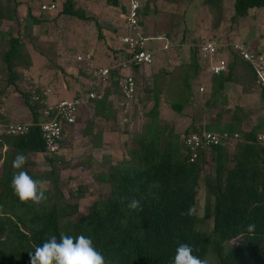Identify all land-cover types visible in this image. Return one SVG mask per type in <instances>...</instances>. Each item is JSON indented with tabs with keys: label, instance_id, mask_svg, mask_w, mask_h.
Here are the masks:
<instances>
[{
	"label": "trees",
	"instance_id": "obj_1",
	"mask_svg": "<svg viewBox=\"0 0 264 264\" xmlns=\"http://www.w3.org/2000/svg\"><path fill=\"white\" fill-rule=\"evenodd\" d=\"M77 1L60 2L54 16L83 18ZM221 1L201 0L203 6L216 16L215 25L224 19ZM106 2L121 13L126 32L130 0ZM138 2V27L141 29L148 16L149 5ZM26 4L29 25L38 27L42 24L41 20L49 19L37 18L32 13L34 8L36 11L39 9L41 0H29ZM18 6L19 2L15 0H0V45L4 41L6 43L1 62L7 74V83L14 86L31 114L29 124L32 126L24 135L0 136V264H30V252H34L50 235L59 239L62 233L72 237L83 234L91 238L106 264H171L181 243L189 244L193 254L204 259L210 245L206 234L198 228L202 222L197 216L186 214L190 206H197L200 187L207 194L203 219L212 221L215 236L212 249L217 264H264V141L259 140L264 135H258L264 134V90L257 85L249 65L232 51L219 53L220 57L225 56L228 67L225 73L211 74L212 95L223 91L229 83L241 87L246 94L257 85L259 107L254 119L251 118V111L244 112L241 107L233 111L221 108L214 121L203 127L193 125L180 134L161 125L159 103L155 99L143 134L135 139V145L127 150L125 158L109 165L100 174L99 179L109 186V194L92 201L84 214L75 218L77 203L68 201L70 197L66 199L63 192L56 188L53 194L46 192L47 200L42 205L25 204L19 200L11 187L13 172L16 171L12 161L17 153L29 156L25 167L34 179L53 177V168L48 174L37 169L35 155L44 156L47 163L53 166L72 125L63 130L59 152L49 153L37 125L43 121L45 105L40 107L37 102H32L30 94L20 91L14 84L16 69L27 66L25 38L19 30L13 35L11 32L5 34L1 29L6 21L20 27L22 21L17 12ZM259 9H264V0H235L231 21L235 23L247 17L251 10ZM39 15L52 14L43 12ZM27 22L22 27L24 32L27 31ZM120 45L118 64L128 56L121 38ZM99 65L96 68L112 67L109 58L107 61L100 60ZM190 65L195 75L202 70L199 48H190ZM142 68L133 67L131 71L135 83L133 98L137 88L135 73ZM121 83L122 75L113 70L103 89L100 86L95 89L94 98L88 102L94 118L106 119L113 114L111 98L118 93L124 100L131 101L124 98ZM78 86L76 94L69 99L82 98L90 90L89 85L86 87L82 83ZM183 107L180 104L171 105L177 113ZM203 132L227 134L231 140L201 151L191 161L184 141L189 135ZM233 140L234 144L231 143ZM78 191L72 196L82 197L83 194ZM132 199L141 201L143 211L127 208ZM250 224L255 225L252 232L247 230ZM227 241L231 242L230 249L223 252Z\"/></svg>",
	"mask_w": 264,
	"mask_h": 264
},
{
	"label": "rangeland",
	"instance_id": "obj_2",
	"mask_svg": "<svg viewBox=\"0 0 264 264\" xmlns=\"http://www.w3.org/2000/svg\"><path fill=\"white\" fill-rule=\"evenodd\" d=\"M15 1L19 2L17 12L21 25L6 21L1 29L5 34L11 32L16 35L18 30L23 33L27 66L16 69L14 84L20 91L29 93L30 100L40 107L72 98L82 83L88 87L92 81L90 70L101 66L100 60L107 61L109 58L110 65L118 64L120 38L125 33L124 18L106 0H78L76 5L83 18L55 17L54 14L38 16L34 8L32 13L35 17L49 18L41 20L42 24L38 27L27 22L26 3L29 0ZM139 1L141 5H149L148 16L138 32L146 38V47L153 52L154 62L135 73V97L128 102L119 93L114 95L111 98L113 114L106 119L94 118L92 106H84L75 124L68 130L53 166L47 163L44 156L35 155L39 171L48 174L53 168V177L47 178V192L53 194L55 188L60 189L66 199L70 197L68 201L77 203L75 218L84 214L92 201L109 194V186L99 179L100 174L109 165L125 158L127 150L135 145V139L143 134L155 99L159 103L161 125L180 134L193 125L203 127L214 121L221 108L233 111L241 107L244 112H252V119L258 113L257 85L246 94L241 87L229 83L223 91L212 95V75L206 66L202 65V70L195 75L191 66H174L172 61L187 62L190 48L198 50V46L207 40L235 41L264 55V9L251 10L247 17L234 23L231 17L235 0H222L220 7L224 19L217 26L216 16L203 6L201 0ZM26 22L27 31L24 32L22 27ZM159 36L163 38L157 39ZM5 44L4 41L0 45V119L4 120L0 121V125L28 124L32 118L23 98L15 92L13 85L7 83V74L1 62ZM164 44L169 47L163 51ZM87 55L91 56V61L85 63L83 59ZM36 96L38 100H34ZM172 104L184 107L177 113L171 108ZM231 143L234 144L235 140ZM76 191L81 192L82 197L72 196ZM206 201L207 194L200 187L196 207L199 212L197 218L202 223L198 228L206 234L210 245L204 259L209 264H217L212 249L215 240L212 221L203 219ZM230 246L231 242H225L223 252L229 251Z\"/></svg>",
	"mask_w": 264,
	"mask_h": 264
},
{
	"label": "built area",
	"instance_id": "obj_3",
	"mask_svg": "<svg viewBox=\"0 0 264 264\" xmlns=\"http://www.w3.org/2000/svg\"><path fill=\"white\" fill-rule=\"evenodd\" d=\"M65 0H41L38 15L46 12L54 14L59 3ZM140 8L138 0H130L129 11L126 17L125 25L127 31L121 36V43L127 49L128 56L125 60L112 67L93 68L90 70L92 81L89 83L90 90L82 98L61 99L53 104H46L43 109V121L38 125L41 131L45 147L49 153L55 154L60 150V142L65 128L74 125L80 110L94 98L95 89L105 86L108 82L111 71L117 70L122 75L121 92L125 99H133L135 93V83L132 76L133 67H147L152 64L153 52L146 47V38L142 37L138 32V10ZM169 46L165 45L164 50ZM199 56L202 65L212 75H219L227 71L226 58L220 57L219 53L234 52L239 59L249 65L253 71L255 81L258 86L264 90V55L247 49L243 44L238 42H222L207 40L199 46ZM81 61V58H79ZM91 61V56L87 55L83 62ZM38 100V97H34ZM31 124L10 123L0 125V135H24ZM236 137V136H235ZM224 140H231L227 134L217 135L211 132H203L201 134L189 135L184 145L189 151L190 160H195L199 153L203 150L216 147ZM260 141H264V136L259 137Z\"/></svg>",
	"mask_w": 264,
	"mask_h": 264
},
{
	"label": "clouds",
	"instance_id": "obj_4",
	"mask_svg": "<svg viewBox=\"0 0 264 264\" xmlns=\"http://www.w3.org/2000/svg\"><path fill=\"white\" fill-rule=\"evenodd\" d=\"M264 135V134H258ZM29 156L25 153H17L12 161L14 170L11 187L14 194L22 203L42 205L46 202L47 180L34 179L26 170ZM130 211H143V205L139 199L128 202ZM189 216L199 214L196 205L189 207ZM255 225H248L249 232L254 231ZM30 264H106L103 254L97 250L91 238L80 234L72 237L61 234L59 239L56 235H50L34 252L29 253ZM171 264H209L207 259H201L193 254V248L186 243H181L175 250Z\"/></svg>",
	"mask_w": 264,
	"mask_h": 264
},
{
	"label": "crops",
	"instance_id": "obj_5",
	"mask_svg": "<svg viewBox=\"0 0 264 264\" xmlns=\"http://www.w3.org/2000/svg\"><path fill=\"white\" fill-rule=\"evenodd\" d=\"M163 38V36H159V37H157V39H162ZM165 45H167V44H164V46ZM164 46H163V51H164ZM185 53V52H184ZM190 58H189V56H188V61L187 62H185V63H183L182 61H177V60H174V61H172V62H174L173 64H174V66H179L180 64H184V66H191L190 65V60H189ZM171 62V61H170ZM187 64V65H186ZM187 80V79H186Z\"/></svg>",
	"mask_w": 264,
	"mask_h": 264
}]
</instances>
